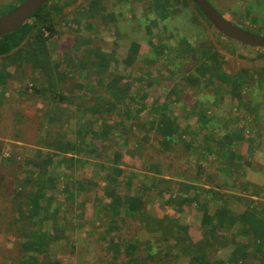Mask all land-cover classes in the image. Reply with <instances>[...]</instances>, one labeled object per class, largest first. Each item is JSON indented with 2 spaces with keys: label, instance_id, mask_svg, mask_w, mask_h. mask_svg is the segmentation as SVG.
Here are the masks:
<instances>
[{
  "label": "rangeland",
  "instance_id": "obj_1",
  "mask_svg": "<svg viewBox=\"0 0 264 264\" xmlns=\"http://www.w3.org/2000/svg\"><path fill=\"white\" fill-rule=\"evenodd\" d=\"M11 1L13 0H0V7ZM95 1L97 0H65L67 4L64 5L60 16L71 18L75 12V15L79 14V17L82 18L84 13H89L87 7ZM101 1L102 8L109 10L105 11L104 16L101 15L99 17L98 14H92L90 17H85V20L87 19L94 23V28L90 30L84 26L85 22L83 19L74 22L75 16L71 20L69 19V25L59 21L56 28L60 32L55 34L53 40H56L62 34L58 38L60 39L58 47H52L55 53L54 59L61 60V56L63 57L64 51L62 45L70 49L73 55L85 53L86 44L82 43L79 49L73 47L76 42L75 37L92 36L93 40H95V46L100 45L102 51L108 52L109 56H114L118 60V62H113L109 71H118L122 75V84H130V95L136 93L137 95L135 96H138L144 93L141 98L138 97L140 101L150 105L152 104V97L154 95L168 91L175 82L185 83L187 91L185 94L184 91L178 92L177 96L182 97V100L176 103L179 105V109L184 107V102L188 103V106L185 105L186 112H183L184 116L180 117L183 127L191 123L189 120L194 119V117L190 118L191 112L202 108V105L211 106L212 109L204 108V110L208 111L216 119H231L229 116L231 113H236L237 110L234 108L236 101L230 93V86L223 82L221 83L220 79L216 77H203L201 84L191 85V80L185 75L192 71L198 74L200 71L197 70L196 65L201 61L196 57L195 52L190 53L187 59L182 56L185 53V44L180 42V38L181 36L189 38L193 44L198 45L199 49L204 45H212L214 50H219L221 54L222 69L233 74L238 73L240 69H248L250 70V77L256 76L257 72L254 71L256 68H259V71L263 68V51L259 50L258 47H252L231 38L226 39L225 36L217 32L218 30H215V27L213 29L202 18L200 21H196L193 16L192 5L187 6L181 3L179 4V9H173L169 15L166 14L164 19L157 13V7L152 5L151 0ZM209 1L222 14L238 23L242 28L258 34H264V0ZM153 20H155V24ZM134 43L137 44L136 50L133 51L136 57L128 64L127 57L130 56V48ZM134 64L146 69L143 72L145 74L141 75L140 71L132 73L133 68H135ZM30 69L33 71L32 66L28 64L26 71L29 73ZM53 70L57 69L54 68ZM55 76L58 77L59 73H56ZM20 77L22 76L20 75ZM7 79L4 83L0 82V92H4L8 98L2 109L3 112L0 114V145L3 156H16L19 164L8 165L9 167H7L0 163V171L5 175L0 189L10 188L9 190H14L15 188H23V185H26L27 190H29L33 183H27L25 177L32 176L33 178H39L34 172L41 170L45 174L42 181L50 175L51 178L56 180L60 191L61 187L65 186V183L71 184V194L68 195L70 199L67 202L61 203L62 213L60 212V216H47L45 218L43 217L44 207H41L39 210L34 209L33 217L29 220L27 226V230L28 228L31 230V225L39 226L42 223V227L47 231H54L56 227H63V233H65L67 238L55 240L48 237L47 240L52 241L47 248V252H45L50 253L58 262L60 260L62 264H125V256H119L118 252L107 247L111 239L118 241L122 236L136 235L137 237L134 238V241L140 246L139 249L142 254L149 249V244H153L154 250L158 249V246H162V243L154 240L150 241L152 235H143L146 229L144 224L141 223V211L152 216L162 213L161 210L153 206L158 204L156 202V195L160 193L170 194L172 192H180V196L196 194L185 201V206L181 210L179 220L176 218L178 209L173 207L170 210L172 216L168 222L180 231V239L182 237L188 238L189 235L195 241L204 240L205 242L208 239L204 237V233L201 230L202 211L199 208H203L205 205L212 213L217 209L218 203H224L229 210H232L233 214L237 215L241 214L245 209V204H243L245 200H241L238 197L240 194H243L247 200L257 198L241 190L243 182L250 181L247 175L251 167L236 161L232 175L226 174L219 170L217 166L221 163L222 166H226L228 162L225 160L217 162L214 153L204 151L203 154H200V150L198 149L184 150L181 143H174L168 147L161 143L163 135L155 133L154 127H151L148 133H144V130L140 126L132 127V130H129L128 128L132 124L131 118H127L124 121L126 124L123 127V131L128 134L125 145L123 144L124 137L119 136V134L115 135L110 141L96 138L95 131L102 125L114 124L123 120L125 114L116 109L104 113V117L95 122L93 133H89L88 130L78 132L76 129L78 117L74 114L75 106L68 103L66 105L68 114L65 118L59 119L55 116L50 120L52 130L55 128V132H58L59 129L61 131L59 135L63 136L60 138H64L65 140L87 143L88 146L85 150L87 149L89 152H92L93 155L89 156L87 152L73 148L68 152H59L55 155L51 166L45 165L43 167L41 165L42 157H40V154L35 151V154H31L26 144L17 140L14 128H12V131L6 130L9 124L6 118L12 116L11 113H13L14 109L13 102H17L19 98V94L12 82L15 85L22 84L21 79L20 81H13L10 76ZM57 80L61 83L64 82L61 76ZM68 82L66 81L67 86L69 85ZM110 88L106 94L108 97H113L111 90L114 87ZM222 89L224 91L223 97H221ZM23 90L25 93H21L23 101L18 106L25 109L28 115L35 116L39 100L32 95L34 91L29 86H23ZM244 92H247L246 87L244 88ZM250 97H253L251 100H255L253 92L248 93V98ZM175 102L173 101V104ZM40 106H42L41 102ZM238 112L243 117L250 115L249 110L240 109ZM78 113L81 112L78 111ZM40 114L43 115L44 112L41 111ZM49 116L51 118L53 114L49 113ZM196 119L191 123L193 126H196ZM146 120L147 117L144 121ZM259 120L264 122V112L260 113ZM63 121L66 124V129H62L61 127ZM226 130L229 131L230 129ZM203 133L206 134L205 131ZM257 133L258 130L255 134L258 137L256 143L259 144L263 135L259 136ZM144 137L146 138L144 139ZM147 137H150V139H147ZM140 139L144 140L141 144H138ZM28 140L35 142V140L30 138ZM241 144V148L246 149L248 141L244 140ZM29 145L32 144L30 143ZM144 146H146L145 151L143 150ZM258 148L255 149L256 152L253 157L254 168L264 171V164L260 159L262 156L261 150ZM42 149H45L43 151L47 152L46 149L48 148ZM114 149L121 152L118 157H114ZM76 157H84L85 160L73 163ZM244 167L247 174L241 176L240 172L244 170ZM13 169H16L18 173L16 179H14ZM77 178L89 181L88 188H80L76 181ZM131 178H134L132 185L128 182ZM257 182L264 188L263 181L258 179ZM155 183L156 186L154 185ZM86 184L88 183L86 182ZM107 185L114 186L118 194L122 193V202L128 201L132 195L144 193V197L146 196L145 202L149 203L148 205H140L136 211L127 210V205L122 203L118 205L119 214L111 212L108 208L100 211V208L104 209L106 204L112 205L110 203L112 198L114 200L119 199ZM157 187L160 188L159 191H156ZM59 190H56L58 194L60 193ZM148 193H150L149 196L147 195ZM24 197L27 199V194L23 193L15 196V198L20 199V202L26 200ZM97 197L99 201L96 200ZM161 198L164 199V196H161ZM261 199V203L264 204V196ZM44 204L48 205L46 201H44ZM27 206L28 204H24L23 208L25 211L22 212L18 206L14 205L13 195L7 193L6 190L0 192V264H20L27 258L30 259L31 255L32 257L35 255L38 258L39 264H45L46 259L50 258H45L44 252H36L34 248L24 250L23 247L16 245V238L19 239L21 236L17 229L18 224L21 223L22 225L28 222L25 217L28 213ZM52 206H60V203L52 202ZM135 215L138 216L139 221L134 219ZM39 217H43V220H38ZM237 223L241 226L244 222L240 218ZM240 230L236 225H231L227 229H221L224 233L223 240L225 239L227 243L224 244L217 241L221 248L217 250L213 259H218L222 256L226 258V255H231V249L234 247V244L232 242L228 243V241L233 240L235 233H240L236 236V240L238 241H247L248 238H251V235H246L240 232ZM25 240V238L21 239L20 243ZM218 244L215 242V245ZM215 245L208 246L206 243L207 251L210 252V248L215 251ZM249 251V257L244 262L246 264L259 263V254L255 252V248H249ZM176 258L178 259L175 261ZM154 263L194 264L195 262H189L188 258L181 257V254L176 257L174 253H171L170 255H166L163 260H160L159 257L156 259L148 258L145 264Z\"/></svg>",
  "mask_w": 264,
  "mask_h": 264
},
{
  "label": "trees",
  "instance_id": "obj_2",
  "mask_svg": "<svg viewBox=\"0 0 264 264\" xmlns=\"http://www.w3.org/2000/svg\"><path fill=\"white\" fill-rule=\"evenodd\" d=\"M22 1L23 0H13L2 5L0 7V16L16 8ZM151 2L154 7H157V13L164 19L166 14L169 15L173 9H179V4L182 3V5L187 6L192 5L194 19L200 21L202 18L215 29L194 0H151ZM101 3V0H97L89 5L87 7L89 13H84L82 18L79 17V14L75 15L74 12L72 15V17L75 16L73 21L78 22L80 19H83L86 28L89 30L94 28V23L87 19L85 20V17H90L92 14H98L99 17L101 15L104 16L105 11L109 9L102 8ZM65 4H67L65 0H47L46 4L34 13L21 28L0 37V82L4 83L8 80L7 77L10 76L13 81H20L21 79L23 84L15 85L12 82L19 94V98L17 102H13L14 109L13 113H11L12 116L10 115L11 117L6 118V120L9 121L6 130L12 131V128H14L17 140L26 144L31 154H35V152L40 154V157H42L41 165L43 167L45 165L51 166L55 155L59 152H68L73 148L83 150L87 152L89 156L93 155L92 152H89L87 149L85 150L88 146L87 143L83 141L73 142L65 140L64 138H60L63 136L59 135L61 133L59 129L58 132H55V128L52 130L50 120L55 116L59 119L65 118L68 114L66 106L68 103L75 106L74 114L78 117L76 121V129L78 132L88 130L89 133H93L95 122L101 117H104V113H108V111L112 109L119 110L125 114L123 120L118 123L102 125L97 129V131H95L96 138L110 141L115 135L119 134V136L124 137L123 144L125 145L128 134L123 131V127H125L126 124L124 121H126L127 118H131L132 124L128 128L129 130H132V127L140 126V128L144 130V133H148L151 127H154L155 133H161L163 135L161 143L168 147L172 146L174 143H181L182 149L184 150L198 149L200 150V154H203L204 151L214 153L217 162L222 160L228 162L226 166H222V163L217 166L219 170L226 174L232 175L236 161L242 162L245 166L254 167L253 157L256 152L255 149L258 147L262 154L260 159L264 164V122L259 120L260 113L264 112V66H262L263 68L260 71L259 68H256L254 71L257 73L256 76L253 77H250V70L248 69H240L238 73L235 74L229 73L221 67L222 62L220 60L221 54L219 50H214L212 45V47L210 45H204L199 49L198 45L193 44L189 38L181 36L180 42L185 44V53L182 56L187 59L190 53L195 52L196 57L201 61L196 65V68H198L197 70L200 71L198 74L192 71L185 75L191 80V85L201 84L203 77H216L220 79L221 83L223 82L230 86V93L236 101L234 108L237 110L236 113H231L229 116L231 119H216L212 117L208 111L204 110V108L212 109V107L202 105V108H198L195 112H191L190 118L192 119L194 117V119L189 120V122L192 123L197 118V123L195 122L196 126L189 123L187 126L183 127L180 117L184 116L183 112H186L185 105L188 106V103L184 102V107L180 109L178 108L179 105L176 103L182 100V97L177 96L178 92L184 91L185 94L187 91L185 83L175 82L168 91L154 95L152 97V104L150 105L140 101L139 98H141L144 93L138 96H135L137 95L136 93L132 94L133 96L130 95V84H122V75H120L118 71H109L113 62H118V60L114 58V56H109L108 52L102 51L100 45L95 46V40H93L92 36L75 37L76 42L73 47L79 49L82 43L86 44L85 53L73 55L70 49L62 45L64 52L63 57L61 56L60 58L61 60L53 58L55 53L52 47H58V42H60L58 38H60L62 34L61 33L56 40H53L55 34L60 32V30L56 28V25L59 21L69 25L72 18L60 16ZM153 23H156L155 20H153ZM76 25L78 26V24ZM217 32L222 35L219 31ZM225 38L227 39L228 37ZM224 45L223 41V46ZM136 47L137 44L134 43L130 48L131 54L127 57L128 64L136 57L133 53ZM258 49L264 52V48ZM28 64L31 65L33 69V71L30 69L29 73L26 71ZM134 65L135 68H133L132 73L140 71L141 75L145 74L143 72L146 69L141 66H136V64ZM54 68L57 70H53ZM74 69H76V71H74ZM56 73H59V76L62 77L64 82L61 83L57 80L59 76L56 77ZM83 73L85 74L83 75ZM20 75L22 77H20ZM66 81H69L68 86L66 85ZM23 86L32 88L34 91L32 95L39 100L35 116L31 114L28 115L25 109L18 106V104L23 101L21 93L25 94ZM110 87H114L111 90L113 97H108L106 94V92L111 89ZM245 87L247 92L243 93ZM251 92L255 94V100H251L253 97L248 98V93ZM223 96L224 91L222 89L221 97ZM7 99L4 92H0V114L3 112L2 109ZM248 100L249 102H247ZM173 101H176L175 104H173ZM40 102L42 106H40ZM240 109L249 110L250 115L248 117H243L238 112ZM41 111L44 112L43 115L40 114ZM78 111L81 113H78ZM49 113L53 114L51 118ZM146 117L147 120L144 121ZM46 119H48V121H46ZM61 127L62 129L67 128L64 121ZM226 129L230 130L227 131ZM257 130L259 136L263 135L261 136L259 144L256 143L258 137L255 132ZM203 131H205L206 134H204ZM221 131H223V133H221ZM29 138L35 140V142L28 140ZM145 138L146 137H144V139ZM144 139H140L138 144H141ZM147 139H150V137H147ZM244 140L248 141L246 149L241 148V143ZM30 143L32 145H29ZM45 147L48 148L46 149L47 152H44L45 149H42ZM143 150H146V146H144ZM120 154L121 152L116 150L114 152V157H118ZM0 156H2L0 161V163H2L1 165L9 167L12 166V164H19L16 156H3L1 145ZM84 160V157H76L73 163L77 161L82 162ZM12 172L15 175L14 179H16L18 175L16 169H13ZM34 173H36L39 178H33L32 176L25 177L27 183H33L29 190H27L26 185H23V188H15L14 190H9L10 188L8 187V189H0V192L6 190L7 193L13 195L14 205L18 206L22 212L25 211L23 208L24 204H28L29 206H27L28 213L27 216H25L28 222L22 225L20 223L17 226L21 236L19 239L16 238V245L23 247L24 250H31L34 248L36 252H44L45 258L50 257L46 259L45 264H62L60 260L58 262L50 253L45 252H47V248L52 241L47 240L48 237L55 240L67 238L65 233H63V227L60 226L56 227L54 231H47L42 227V223L40 224L39 222V226L30 224L31 230L28 228V231L27 226L29 220L33 217L34 209L39 210L41 207H44L43 217L45 218L47 216H60L61 203L64 201L67 202L70 199L68 195L71 194L72 186L70 183H65V186L61 187L60 191L56 180L51 178L50 175L47 176V179L42 181L45 177L43 170ZM240 173L241 176L247 174V171L245 172V167ZM4 178L5 175L0 171V185ZM133 179L134 178L128 180L131 185ZM76 181L80 188H88L87 185H89V181L83 178H77ZM86 182L88 184H86ZM154 185L156 186V183ZM242 186L241 190L257 198L247 200L243 194H240L238 197H240L241 200H245V202H243V204H245V209L241 214H233L232 210H229L224 203H218L217 209L212 213L205 205L203 208H199L202 211L201 225L203 228L201 227V230L202 233H204V237L208 239L206 242L204 240L195 241L191 239L186 231L188 238L182 237L180 239V231L168 222L169 218L172 216L170 210L173 207L178 209L176 218L179 220L181 217V210L185 206V201L196 195L193 193L191 196H180V192H172L170 194L160 193L156 195V202L158 204L153 206L161 210L162 213L152 216L141 211V223L144 224L146 229H143L145 230L143 235H152L150 241L154 240L158 243H162V246H158V249L154 250L153 244H149V249L144 252V254L148 256L147 257L141 253L139 249L140 246L134 241V238L137 236L132 235L122 236L118 241L111 239L107 247L118 252L119 256H125V264H145L148 258L156 259L157 257L163 260L166 255H170L171 253H174L176 257L181 254V257L188 258V261H193L195 262L194 264H246L244 260H247L249 257V248H255V252L259 254V256L256 254L259 263L253 262L252 264H264V204L261 203V197L263 198L264 196V188L251 181L243 182ZM108 188L112 190L113 194L117 195L119 199L114 200L112 198L110 202L112 205L106 204L104 209L100 208V211H104L105 208H108L111 212H117V214H119L120 210L118 205L122 203L127 205V210L133 211L139 209L140 205H148L149 203L145 202L146 196L144 197V193L141 195H132L128 201L122 202V193L119 192L121 194H118L114 186H108ZM50 189L51 191L49 192ZM56 190H59L60 193L58 194ZM157 190L159 191L160 188L157 187L156 191ZM23 193L27 194V199L24 197L26 200L20 202V199L15 198V196ZM147 195L149 196L150 193ZM161 196H164V199H162ZM96 200L99 201V198L97 197ZM44 201H46L48 205H43ZM52 202H58L60 206L54 207L52 206ZM43 217H39L38 220H43ZM239 217L244 222L241 226L237 223L238 219H240ZM134 219L139 221L137 215L134 216ZM231 225L238 226L241 229L240 232L251 235V238H248L247 241H238L236 240V236L240 233H235L233 235V240L228 241V243L232 242V244H234V247L231 249V255H226V258L222 256L218 259H213L217 250L221 248L218 243H227L225 239L223 240L224 233L221 229H227ZM110 227L112 226L110 225ZM23 238L26 240L20 243V240ZM215 242L218 245H215ZM206 243L208 246L215 245V251L211 250V248L210 252L207 251ZM30 259L27 258L20 264H39L38 258L35 255H33V257L31 255ZM177 259L178 258H176L175 261Z\"/></svg>",
  "mask_w": 264,
  "mask_h": 264
},
{
  "label": "water",
  "instance_id": "obj_3",
  "mask_svg": "<svg viewBox=\"0 0 264 264\" xmlns=\"http://www.w3.org/2000/svg\"><path fill=\"white\" fill-rule=\"evenodd\" d=\"M47 0H23L16 8L0 16V37L21 28L30 17L41 9ZM205 17L223 36L246 45L264 48V34L239 26L216 9L209 0H194Z\"/></svg>",
  "mask_w": 264,
  "mask_h": 264
},
{
  "label": "crops",
  "instance_id": "obj_4",
  "mask_svg": "<svg viewBox=\"0 0 264 264\" xmlns=\"http://www.w3.org/2000/svg\"><path fill=\"white\" fill-rule=\"evenodd\" d=\"M263 174V175H262ZM248 180L254 182V183H258V179H260V181L264 182V171H260V170H256L254 167H251L248 171V175H247ZM253 178V179H252ZM259 184V183H258Z\"/></svg>",
  "mask_w": 264,
  "mask_h": 264
}]
</instances>
